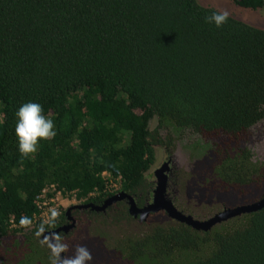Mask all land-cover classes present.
I'll return each mask as SVG.
<instances>
[{
  "label": "trees",
  "instance_id": "obj_1",
  "mask_svg": "<svg viewBox=\"0 0 264 264\" xmlns=\"http://www.w3.org/2000/svg\"><path fill=\"white\" fill-rule=\"evenodd\" d=\"M214 10L198 0H0V264H36L20 244L63 221L64 210L39 217L45 188L96 202L133 194L158 145L198 133L243 140L264 121V28L232 15L216 28L204 20ZM28 101L57 134L25 158L15 112ZM217 169L229 183L264 179L250 148ZM8 233L25 241L5 248ZM119 244L133 264H264V207L202 239L157 224Z\"/></svg>",
  "mask_w": 264,
  "mask_h": 264
},
{
  "label": "flooded vegetation",
  "instance_id": "obj_2",
  "mask_svg": "<svg viewBox=\"0 0 264 264\" xmlns=\"http://www.w3.org/2000/svg\"><path fill=\"white\" fill-rule=\"evenodd\" d=\"M246 148L252 150L255 161H264L258 159L257 147L247 139L229 141L223 135L211 138L200 133L172 138L170 144L156 147V161L146 173L144 187L133 194L118 190L100 202L72 203L64 209L63 221L45 229L54 231L68 246L64 253L67 256H72L84 239L102 238L100 255L90 264H133L119 239L144 236L157 224L191 227L201 239L214 235L225 225L254 212L244 209L264 199L263 178L241 185L229 183L217 169L227 154ZM178 216L210 227L197 229ZM45 235L43 232L37 237L35 232V241L20 244L27 250L35 248L36 264H50L51 251L46 241L52 236L47 239ZM20 237L24 242L25 237Z\"/></svg>",
  "mask_w": 264,
  "mask_h": 264
},
{
  "label": "clouds",
  "instance_id": "obj_3",
  "mask_svg": "<svg viewBox=\"0 0 264 264\" xmlns=\"http://www.w3.org/2000/svg\"><path fill=\"white\" fill-rule=\"evenodd\" d=\"M229 19L227 11L214 10L204 17L205 23L222 28ZM16 125L15 134L18 141V151L21 156L30 158L38 151L42 140L53 139L57 132L54 120L44 115L43 106L40 103L28 101L23 103L15 112ZM57 214L52 213L55 218ZM26 218H21V224H25ZM45 231V226L41 225L36 232L39 237ZM50 248V264H90L93 260L91 251L84 245H78L72 256L64 255L68 246L62 239L53 235L50 241H46Z\"/></svg>",
  "mask_w": 264,
  "mask_h": 264
},
{
  "label": "rangeland",
  "instance_id": "obj_4",
  "mask_svg": "<svg viewBox=\"0 0 264 264\" xmlns=\"http://www.w3.org/2000/svg\"><path fill=\"white\" fill-rule=\"evenodd\" d=\"M198 2L203 5L216 7L220 11H227L229 15L264 28V8L258 10L243 8L239 6L234 0H198ZM250 134L252 136H250ZM250 134H248L245 139H247V142H251L255 145V147H257L256 155L258 159H264V121L251 129ZM59 201V205L62 208H60V210L66 209L71 204V200L65 198L61 199L60 197ZM11 234L12 233H8L5 235V237H3V247L5 246V248H7V244L13 240V237L17 236L18 239L21 238L19 234ZM91 238L92 237H89V239H84L81 243L86 246L85 243L91 240ZM92 261L95 262L96 260Z\"/></svg>",
  "mask_w": 264,
  "mask_h": 264
},
{
  "label": "built area",
  "instance_id": "obj_5",
  "mask_svg": "<svg viewBox=\"0 0 264 264\" xmlns=\"http://www.w3.org/2000/svg\"><path fill=\"white\" fill-rule=\"evenodd\" d=\"M105 174H106V172H105ZM111 181H112L111 189L113 190V189L118 188L119 184H116V182H114L113 179H111ZM49 190H50V188H45L43 191V194L37 196V199H36L38 207L41 210L39 217L44 222H49L53 218L52 217L53 212H55L56 214L60 213V211H61L60 210L61 206L59 205L60 204V201H59L60 197H61V199L65 198V199L71 200V204L76 203V202H80V201H84V199L79 198L76 193L73 194V196L70 198L65 197L63 195L62 191L57 189V187L55 185H51L52 191H49ZM49 193H52L51 197H48Z\"/></svg>",
  "mask_w": 264,
  "mask_h": 264
},
{
  "label": "water",
  "instance_id": "obj_6",
  "mask_svg": "<svg viewBox=\"0 0 264 264\" xmlns=\"http://www.w3.org/2000/svg\"><path fill=\"white\" fill-rule=\"evenodd\" d=\"M262 207H264V199L260 202H257L253 205H251L250 207H248L247 209H244L248 212H252V211H256L258 209H261ZM72 206L68 208V211L69 212L71 210ZM178 219L182 220V221H186L188 224H191L193 227L197 228V229H208L210 226V224H198L197 222L195 221H192V218H187L185 219L184 217H177ZM44 233L46 234L45 237H49V236H52L54 235V231H48L45 229ZM51 237V239H52ZM48 239V238H47ZM49 239V241L51 240ZM104 240L100 237H92L91 240H89L88 242H86V246H89L87 247L91 253H92V256H93V260H96L99 255H100V252H101V248L104 246ZM83 245V243H81ZM89 244V245H88ZM85 246V245H84ZM92 262V261H91ZM94 263V261H93Z\"/></svg>",
  "mask_w": 264,
  "mask_h": 264
}]
</instances>
